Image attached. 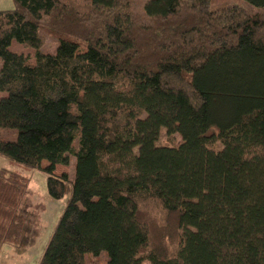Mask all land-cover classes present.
Instances as JSON below:
<instances>
[{
  "label": "trees",
  "instance_id": "1",
  "mask_svg": "<svg viewBox=\"0 0 264 264\" xmlns=\"http://www.w3.org/2000/svg\"><path fill=\"white\" fill-rule=\"evenodd\" d=\"M12 1L0 156L67 197L38 264H264V0ZM26 188L0 169V249L27 234Z\"/></svg>",
  "mask_w": 264,
  "mask_h": 264
},
{
  "label": "rangeland",
  "instance_id": "2",
  "mask_svg": "<svg viewBox=\"0 0 264 264\" xmlns=\"http://www.w3.org/2000/svg\"><path fill=\"white\" fill-rule=\"evenodd\" d=\"M236 5L252 13L262 12V9L250 7L244 0H210V9H221L227 6ZM14 8L12 0H0V10ZM41 35L44 37L43 53L53 54L58 46L57 36L48 28H41ZM13 51L23 52V49L14 43ZM2 93H0L1 96ZM3 95V94H2ZM16 130L0 129V140L15 141ZM180 140L179 136L172 137L173 144ZM159 144H167L165 131L162 130L159 137ZM46 162L42 168H46ZM75 160L71 158L68 166L57 165L55 174L65 173L71 181L74 176ZM7 169L22 176L27 181V188L23 202V210L26 217V235L21 244L14 246L5 244L0 249V264H38L47 241L61 216L67 197L62 200H54L47 193V173L43 170H32L16 164L7 158L0 156V169ZM105 254H101L98 260L93 259L95 264L105 263ZM86 263L91 259L85 257Z\"/></svg>",
  "mask_w": 264,
  "mask_h": 264
}]
</instances>
